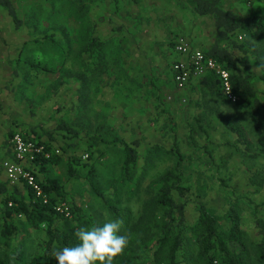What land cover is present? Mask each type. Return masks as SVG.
<instances>
[{
	"label": "rangeland",
	"instance_id": "1",
	"mask_svg": "<svg viewBox=\"0 0 264 264\" xmlns=\"http://www.w3.org/2000/svg\"><path fill=\"white\" fill-rule=\"evenodd\" d=\"M224 1L227 9L242 17L264 15V0ZM13 2L24 25L16 29L1 8L0 115L3 120L14 116L9 133L39 136L60 149V157L40 175L44 184H58L60 191L52 194L57 207L68 214L76 206L102 226L122 219L121 234L129 235L124 252L140 255L138 264H154L153 246L165 211L155 200L161 177L176 167L181 156L186 191L184 197L177 192L174 196L186 203L189 229L183 233L181 264L200 263L190 229L198 222L202 205L218 219L223 236L231 228L230 208L237 205L242 230L249 241L260 244L256 220L264 223V131L251 117L252 104L228 103L224 95L217 97L199 82L190 92L177 95L169 87V69L176 59L172 41L184 36L196 48L208 51L215 34L211 19L189 12L187 30L164 33L168 38L161 55L147 56L150 50L142 27L150 32L153 25L143 24L146 15L140 22L132 21L138 18L136 1ZM138 31L142 37L136 41ZM240 41L247 53L233 52L239 64L245 57L250 60V81L264 115L260 80L264 43L244 37ZM131 75L141 79H127ZM61 123L77 134L58 129ZM120 141L140 142L126 182H122L125 154ZM4 145L0 185L7 184L6 167L11 161L8 143ZM90 175L107 200L121 199L115 202L119 216L93 190ZM6 190L0 193V261L13 264L10 258L19 248L28 258L41 255L48 236L46 225L36 226L23 215L5 216V200L14 192L9 185ZM26 190L20 191L27 199ZM233 244L229 245L232 251ZM191 257L196 261L191 263Z\"/></svg>",
	"mask_w": 264,
	"mask_h": 264
},
{
	"label": "trees",
	"instance_id": "2",
	"mask_svg": "<svg viewBox=\"0 0 264 264\" xmlns=\"http://www.w3.org/2000/svg\"><path fill=\"white\" fill-rule=\"evenodd\" d=\"M187 2L196 15L213 21L215 27L214 41L208 51H202H204L208 57L214 58L223 65L224 68L230 71L232 90L237 96V101L235 103L238 105L251 103V117L258 124V127H262L261 129L264 131V115H262L260 109L258 94L250 81L252 72L250 60L248 57H245L243 63L239 64L240 61L235 55V51L233 52V50H236L238 52L247 53L246 51L248 49L246 45L240 41L243 37L255 42L264 43V15L242 17L233 10L227 9L224 0H187ZM0 7L3 8L6 14L12 19L16 29L19 30L23 27L24 22L19 16L13 0H0ZM171 45L173 46V44ZM172 51L174 53L173 48ZM175 60H173V62ZM172 64L169 69L168 81L171 91L175 90L173 94L177 95L175 92L178 91L171 72ZM240 68H242V70ZM260 80L264 85V74L260 76ZM197 82L201 83V85L206 87L210 92H214L217 97L223 99L224 95L225 99L223 100L228 103L232 102L223 92L220 79L215 73L210 72L202 78L194 79L185 91L190 92V89L194 87ZM181 101H184L183 98ZM231 128L234 129V127ZM58 129L74 135L77 134L75 130L64 123H61ZM236 132L240 134L238 130H236ZM13 135L14 133H9L8 139L6 140V145L8 143L7 154H9L10 160L15 159L12 154L11 144ZM23 135L29 141L45 144L49 150L54 149L51 147L50 143L39 136H31V134ZM119 143L123 146L125 154L122 182H126L130 180L129 174L131 166L137 162V148L140 146V142L134 141L132 145L121 141ZM58 157H60V155L54 156L51 160L39 157L37 162L32 165L44 193L49 198L47 203L37 198L35 193L26 184L12 186L7 180V184L0 185V190L2 188L0 193L3 194L7 193L6 185L14 189V192L5 200V216H12L14 214L23 215L28 222L36 226L46 225L47 228L48 239L43 253L39 256L28 258L23 249L19 248L15 252L13 264H57L52 252L79 243L74 235L78 228L102 226L91 219V217H88L82 209L76 206H73L68 216L57 210L58 203L52 194L56 191H60V188L56 182L50 183L51 185L44 184L43 181H41L40 175L47 171V168L52 165ZM181 161L182 158L179 156L176 167L173 170L167 171L161 177V186L155 203L163 207L165 211L161 222L162 230L160 236H158L153 246L154 264H181L179 254L184 247L185 240L183 233L189 230L185 225L186 203L179 202L174 196V192H177L182 197L185 196L186 187L182 183ZM95 180L96 178L93 175H90L88 178L91 187L98 196L104 199L110 212L119 216V211L115 202L121 199L117 196L115 201L107 200L97 187ZM20 187H22V189H27V199L20 191ZM229 216L231 228L229 233L223 236L218 230V219L213 216L205 206L202 205L200 207L199 220L190 229L192 235L197 240V260L198 262L200 261L199 264H264V223L259 218L256 220V226L259 229L262 239L259 245H255L249 241L248 236L241 228V217L237 205L231 206ZM6 232L8 235L10 234L9 228ZM231 244H233V251L229 247ZM139 258L140 255L137 253L123 252L114 258L113 264H138L137 261ZM189 260L193 263L196 261V257L195 259L191 257ZM0 264L11 263L0 261Z\"/></svg>",
	"mask_w": 264,
	"mask_h": 264
},
{
	"label": "built area",
	"instance_id": "3",
	"mask_svg": "<svg viewBox=\"0 0 264 264\" xmlns=\"http://www.w3.org/2000/svg\"><path fill=\"white\" fill-rule=\"evenodd\" d=\"M172 44L176 60L171 66V72L177 91L186 90L194 79L202 78L213 72L219 77L223 92L228 99L233 103L237 101V96L231 86L230 71L214 58L208 57L204 51L196 48L187 37L179 35L172 41ZM11 144L15 159L11 160L6 167L8 182L12 186L26 184L37 198L47 203L49 198L44 193L32 165L39 157L51 160L54 156H59L60 149L49 150L45 144L27 140L21 132L14 133ZM57 208L59 212L66 214L63 209Z\"/></svg>",
	"mask_w": 264,
	"mask_h": 264
},
{
	"label": "crops",
	"instance_id": "4",
	"mask_svg": "<svg viewBox=\"0 0 264 264\" xmlns=\"http://www.w3.org/2000/svg\"><path fill=\"white\" fill-rule=\"evenodd\" d=\"M125 1H128V0H125ZM132 1H136L138 3L137 4L138 9L136 10L137 12L136 15L138 18L132 17L134 18L132 21H135V23L140 22L142 17H145L146 15V17L143 20V24L153 25V30L150 32H149V28H148V31H145L146 27L144 26L142 27L143 32L147 37L146 39L147 42H145L146 43L145 46L149 48L150 50L149 53H146L147 56L148 54L152 56L161 55L162 43L166 40V36H167L164 33H167L169 35L174 30H184V28H186L187 30V27L185 25V19H186V23H189L187 19L190 13L192 15L198 16L193 12L187 0H132ZM0 10H2L1 7H0ZM147 14H151L153 16L152 20L149 18V15ZM190 19L192 18L190 17ZM133 26L135 27L136 25H133ZM192 29H194V27ZM134 34H135V40L139 41V39H141L142 37L140 31ZM143 46H144V42H143ZM145 46H144V49H145ZM146 51L147 50L145 49V52ZM143 64H146V62H144ZM159 77L160 75L154 76L155 79ZM129 78L132 80H138V78L141 79L139 75H137L136 78L134 77V75H131V77H128L127 79ZM11 118L13 119L14 116L11 115V117L6 120H3L2 116L0 117V152H1V155L2 153L4 154L6 151L4 149L5 147L4 142H6V140L8 139V133L11 130V124L13 123L11 121ZM5 177L7 181V176ZM20 188H21L20 190H22V187Z\"/></svg>",
	"mask_w": 264,
	"mask_h": 264
},
{
	"label": "clouds",
	"instance_id": "5",
	"mask_svg": "<svg viewBox=\"0 0 264 264\" xmlns=\"http://www.w3.org/2000/svg\"><path fill=\"white\" fill-rule=\"evenodd\" d=\"M124 224L116 219L91 228L80 227L74 235L79 243L52 252L57 264H113L129 244V235L121 234ZM12 261L15 257L10 258Z\"/></svg>",
	"mask_w": 264,
	"mask_h": 264
}]
</instances>
